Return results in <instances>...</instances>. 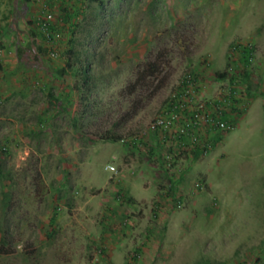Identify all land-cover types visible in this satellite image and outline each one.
Returning a JSON list of instances; mask_svg holds the SVG:
<instances>
[{"label":"rangeland","instance_id":"rangeland-1","mask_svg":"<svg viewBox=\"0 0 264 264\" xmlns=\"http://www.w3.org/2000/svg\"><path fill=\"white\" fill-rule=\"evenodd\" d=\"M99 1L46 7L48 58L44 4L0 0V264H264V0ZM229 67L245 112L168 173L140 135L187 71L214 93Z\"/></svg>","mask_w":264,"mask_h":264},{"label":"built area","instance_id":"built-area-1","mask_svg":"<svg viewBox=\"0 0 264 264\" xmlns=\"http://www.w3.org/2000/svg\"><path fill=\"white\" fill-rule=\"evenodd\" d=\"M39 1L44 4L45 9L37 19V39L47 49L48 58H55V51L51 48L56 37L52 31L54 17L46 8L50 0ZM238 49L236 47L232 50L234 52ZM229 60H232L231 56ZM208 65L207 60H202L200 67L205 69ZM230 71L229 67L224 73L226 77L233 78V81L229 80L226 88H219L210 94L205 93L198 74L187 71L140 135L147 136L151 147L160 151L163 168L168 173L175 161L182 156L192 157L194 153L198 157L205 156L210 150L209 138L233 130L236 121L245 112L249 101L248 93L245 87L240 86V79L231 75ZM107 169L112 172L115 170L111 165ZM203 188V181H193V190ZM172 204L174 209H180L183 205L181 195L174 194ZM102 255L103 247L99 246L93 256L96 259ZM132 256L138 257L135 253Z\"/></svg>","mask_w":264,"mask_h":264},{"label":"crops","instance_id":"crops-1","mask_svg":"<svg viewBox=\"0 0 264 264\" xmlns=\"http://www.w3.org/2000/svg\"><path fill=\"white\" fill-rule=\"evenodd\" d=\"M66 1H68V0H55V2H57V6H58V8H64V4H66ZM54 3V0H50V4H49V7L52 5ZM7 22H9L10 23V21H8L7 20ZM37 23V22H36ZM17 27H18V25H17ZM6 27H2V29H5ZM4 31V30H3ZM20 32H22V31H20ZM32 32V36L33 37H27V38H29L30 39V41H33V39L34 40H37V37H38V34H37V32L35 31V30H32L31 31ZM0 34L2 35H4V32H0ZM0 35V36H1ZM6 35V34H5ZM22 38H21V40L23 39V37L24 36H21ZM4 38V37H3ZM3 38L1 37L0 38V40H3ZM4 39H6V38H4ZM25 39H26V36H25ZM38 41V40H37ZM41 42V41H40ZM4 51V50H3ZM15 54V49H14V51H13V53H11L10 51H8V52H0V66H3V64L4 63H6V61L5 60H8V59H10L11 58V55H14ZM217 64V63H216ZM214 66H216L217 67V65H214ZM199 68V67H198ZM202 72V71H201ZM210 92H211V89H209V88H205V93L206 94H210ZM224 134H220V135H214V136H212V137H210L209 138V143H210V149H213L214 147H215V145L220 141V139L222 138V136H223ZM214 140H217V142H213ZM210 151V150H209ZM192 157H194V155L192 156ZM195 157H198V155L197 156H195ZM175 218V217H174ZM173 219V218H172ZM170 220V221H168L169 222V224L171 225H173V223H174V221L173 220ZM144 250L143 251H145L146 253H144L143 255L144 256H146L145 254H147V247L145 248H143ZM145 260H143V262H144Z\"/></svg>","mask_w":264,"mask_h":264},{"label":"trees","instance_id":"trees-1","mask_svg":"<svg viewBox=\"0 0 264 264\" xmlns=\"http://www.w3.org/2000/svg\"><path fill=\"white\" fill-rule=\"evenodd\" d=\"M91 1L100 3L99 0H91ZM240 59L242 60V62L247 63V61L250 59V50L247 49L246 47H243L241 49V51H240ZM156 66H157L156 63L150 65V68H148V73H149L148 76L152 75L155 72ZM145 74L146 73L142 74V78L141 79H143L146 76ZM214 75H215V77H216L217 80H221V79L225 78V74L224 73H217V72H215ZM240 77H242V79L245 81V77H246L245 73L242 74ZM229 80L230 81H233V78H231ZM240 81H241V79H240ZM242 82L243 81H241V83ZM250 96L251 95H248L249 98H250ZM224 119H225V117H224ZM109 139L112 140V141H119L120 140L118 137H114L112 135H110V138ZM213 142H217V140H214ZM197 155H198L197 153H194V157L197 156Z\"/></svg>","mask_w":264,"mask_h":264}]
</instances>
